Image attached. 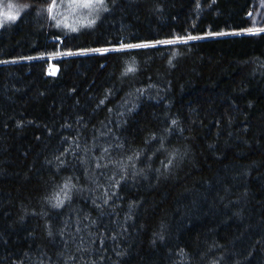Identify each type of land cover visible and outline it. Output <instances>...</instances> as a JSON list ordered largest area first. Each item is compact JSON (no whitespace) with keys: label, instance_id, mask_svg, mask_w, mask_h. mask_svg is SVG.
Segmentation results:
<instances>
[{"label":"trees","instance_id":"obj_1","mask_svg":"<svg viewBox=\"0 0 264 264\" xmlns=\"http://www.w3.org/2000/svg\"><path fill=\"white\" fill-rule=\"evenodd\" d=\"M7 1L0 264H264V0Z\"/></svg>","mask_w":264,"mask_h":264},{"label":"rangeland","instance_id":"obj_2","mask_svg":"<svg viewBox=\"0 0 264 264\" xmlns=\"http://www.w3.org/2000/svg\"><path fill=\"white\" fill-rule=\"evenodd\" d=\"M69 2V0H64V4H67ZM7 4H8V1L7 0H2V3H0V8H3L5 11H7ZM62 1L61 2H56L54 5H53V8H57V9H60L62 10ZM70 7V15L69 17L67 18H62V21H63V24L64 25H67V24H70V25H73V23H78V24H82V23H85L86 22V19L87 17L90 15L89 12H87V9L85 7H83V3L80 2L78 0V2H71V4L68 6ZM259 7L261 8V12L262 10L264 9L263 6L259 5ZM78 11V12H74V11ZM80 12L83 13V15H80ZM58 16H61V14H56ZM4 19L3 17H0V21Z\"/></svg>","mask_w":264,"mask_h":264},{"label":"snow or ice","instance_id":"obj_3","mask_svg":"<svg viewBox=\"0 0 264 264\" xmlns=\"http://www.w3.org/2000/svg\"><path fill=\"white\" fill-rule=\"evenodd\" d=\"M73 2H78V0H73ZM99 3H103V0H98ZM0 3H2V0H0ZM83 7L87 8L91 3L92 0H82ZM7 11H5L3 8H0V17H3L5 20H15L17 18L16 15L13 14V4L8 3L7 4ZM189 39H197V37H189ZM176 40H170L166 41L165 43H176ZM146 45H132L131 47H142ZM132 69H129L131 71Z\"/></svg>","mask_w":264,"mask_h":264},{"label":"bare ground","instance_id":"obj_4","mask_svg":"<svg viewBox=\"0 0 264 264\" xmlns=\"http://www.w3.org/2000/svg\"><path fill=\"white\" fill-rule=\"evenodd\" d=\"M56 41H58L59 39L58 38H54Z\"/></svg>","mask_w":264,"mask_h":264}]
</instances>
